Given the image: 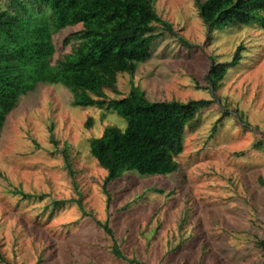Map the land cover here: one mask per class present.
Returning <instances> with one entry per match:
<instances>
[{"label": "rangeland", "instance_id": "rangeland-1", "mask_svg": "<svg viewBox=\"0 0 264 264\" xmlns=\"http://www.w3.org/2000/svg\"><path fill=\"white\" fill-rule=\"evenodd\" d=\"M153 4L174 33L160 28L150 57L132 75L119 73L117 92L105 94L123 97L134 84L153 101L212 100L184 128L178 169L127 171L109 185L108 200L106 171L88 143L124 120L74 105L60 84L38 83L0 128V264H134L111 254L95 219L109 221L127 258L146 264H264V29L256 20L209 29L195 0ZM80 28L53 35L52 61L70 51L65 39ZM238 47L212 89L211 63L231 62ZM55 200L67 203L56 208Z\"/></svg>", "mask_w": 264, "mask_h": 264}, {"label": "trees", "instance_id": "trees-1", "mask_svg": "<svg viewBox=\"0 0 264 264\" xmlns=\"http://www.w3.org/2000/svg\"><path fill=\"white\" fill-rule=\"evenodd\" d=\"M195 5L209 29L253 20L264 29V0H195ZM76 24L81 28L65 39L73 41L70 51L52 61L53 35ZM160 28L174 33L156 12L153 0H4L0 5V128L19 95L40 82L60 84L71 93L74 105L109 108L124 120L123 128L108 125L88 143L90 155L106 171L102 189L108 200L109 185L127 171L143 177L176 171L185 126L199 107L212 100L153 101L134 84L123 97L107 99L105 94V90L117 92L119 73L132 75L137 64L150 57ZM239 50L231 62L211 63L205 79L212 89L238 59ZM64 156L73 175L67 151ZM73 201L84 210L81 198ZM65 203L55 200L52 205L59 208ZM95 222L110 238L115 258L146 264L124 255L108 220ZM258 245L264 254V241Z\"/></svg>", "mask_w": 264, "mask_h": 264}]
</instances>
